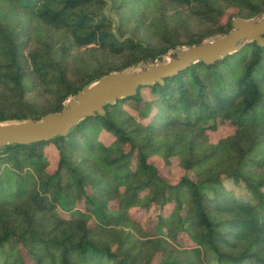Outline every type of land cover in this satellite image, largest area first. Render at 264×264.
Here are the masks:
<instances>
[{
    "label": "trees",
    "instance_id": "1",
    "mask_svg": "<svg viewBox=\"0 0 264 264\" xmlns=\"http://www.w3.org/2000/svg\"><path fill=\"white\" fill-rule=\"evenodd\" d=\"M263 13L264 0H0V122L61 111L105 74ZM157 158L185 173L171 181ZM151 206L154 231L130 215ZM0 264H264V36L64 136L0 146Z\"/></svg>",
    "mask_w": 264,
    "mask_h": 264
},
{
    "label": "water",
    "instance_id": "2",
    "mask_svg": "<svg viewBox=\"0 0 264 264\" xmlns=\"http://www.w3.org/2000/svg\"><path fill=\"white\" fill-rule=\"evenodd\" d=\"M263 36L264 13L256 18H234L229 32L190 47H177L174 57L148 63L143 69L112 71L103 75L84 86L73 99L69 96L61 111L49 112L39 120L0 122V146L64 136L84 118L103 114L105 105L135 94L139 87L162 83L164 78L199 60L208 65L214 63L215 60L237 51L245 43H262Z\"/></svg>",
    "mask_w": 264,
    "mask_h": 264
},
{
    "label": "rangeland",
    "instance_id": "3",
    "mask_svg": "<svg viewBox=\"0 0 264 264\" xmlns=\"http://www.w3.org/2000/svg\"><path fill=\"white\" fill-rule=\"evenodd\" d=\"M104 13L111 19L113 29L115 30L116 25H117L116 15L113 13V11H111L108 8V6H106ZM182 48H185V46L180 47L179 49H182ZM174 56H175V50H172L167 55L164 56L163 60H167L170 57H174ZM146 66H147V64H140V65H137L135 67L129 68L127 70H139V69H143ZM70 98L73 99V96H71ZM67 102H68V100L65 101V105L67 104ZM233 130H234V127L231 124L220 125V126H218V128L216 130L209 131V137L212 141H216L217 139L232 133ZM104 139L107 142L109 140H111L109 135H105ZM154 163L158 167H160V169L163 173H165L169 176V179L171 181H176L181 174L185 173V171L182 168L177 166L176 160H173L171 165H169V166H163V163L158 158L154 160ZM188 174L190 175V173H188ZM225 185L228 189H232V191L234 192L235 195H238V194L243 192V189L241 187L234 186L232 184H229L228 182H225ZM155 210H156V208L154 206H151L147 212L133 210V211H131L130 215L132 218L141 221V223L148 230L154 231L153 219L151 217H153ZM177 239H180V237L177 236Z\"/></svg>",
    "mask_w": 264,
    "mask_h": 264
}]
</instances>
